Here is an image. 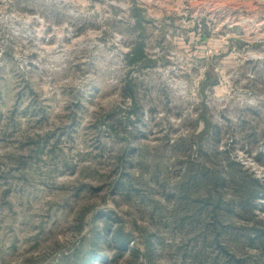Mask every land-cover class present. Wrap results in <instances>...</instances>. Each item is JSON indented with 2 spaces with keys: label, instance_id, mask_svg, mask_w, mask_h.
<instances>
[{
  "label": "rangeland",
  "instance_id": "obj_1",
  "mask_svg": "<svg viewBox=\"0 0 264 264\" xmlns=\"http://www.w3.org/2000/svg\"><path fill=\"white\" fill-rule=\"evenodd\" d=\"M240 166L264 182V0H0V264H264V197L187 185Z\"/></svg>",
  "mask_w": 264,
  "mask_h": 264
},
{
  "label": "trees",
  "instance_id": "obj_2",
  "mask_svg": "<svg viewBox=\"0 0 264 264\" xmlns=\"http://www.w3.org/2000/svg\"><path fill=\"white\" fill-rule=\"evenodd\" d=\"M134 11H136V14L138 16V22L137 24L142 23V13L137 11V8H134ZM132 58L131 62H136L137 60H140L143 56H145V42L140 40L137 41L132 49ZM208 77L207 79H209ZM137 82L135 80L129 79L124 84V94L125 96H128L136 105V108L139 107V98L137 97ZM137 111V109H136ZM135 111V112H136ZM202 171V173H201ZM233 172V171H232ZM209 173L212 174V176H209ZM220 173H216L213 170L209 171L207 170H199L196 169L194 173H191L189 175V179L187 180V185L192 187V185H198L203 182V180H206V177L209 178L210 183L213 184V186L216 188L218 184H220V181L223 182V184H227L236 190V194L232 195L233 197L230 199L228 204H230L232 207L229 211H236L240 212V216H243V214H253V216H257L254 212V207L258 205V198L264 197V182H262L258 177L252 176L248 169L243 168L240 166V178L236 177L235 173L231 174V177H225ZM202 180V181H201ZM192 182V183H191ZM209 188L210 198L214 195L213 191L214 188ZM239 194V195H238ZM223 200V197L220 196L217 202H221ZM229 206V205H228ZM233 206H236L237 209H234ZM213 218H215L216 221L212 224H207V227L210 228L212 226L213 231H217L218 233H221V230H227L228 227L233 226L232 224H225L223 221H221L218 216L213 215ZM255 231L247 235V238L250 241V244L256 245L257 247L264 248V225L259 226L256 225ZM229 230V229H228ZM217 233V236H218ZM115 239L119 245V248L121 249H127L130 247V237L128 234H125L123 232L122 228L118 227L115 233ZM219 242V247H221L227 254H229V257H227V263L226 264H250L244 257L240 256L238 257L236 254L237 252L230 251V243L223 242L224 240L219 239V237L216 238ZM88 264V262H86Z\"/></svg>",
  "mask_w": 264,
  "mask_h": 264
}]
</instances>
